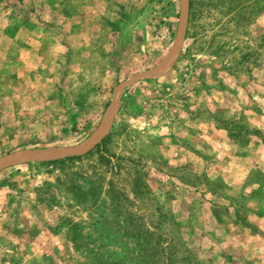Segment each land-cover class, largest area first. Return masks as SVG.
<instances>
[{
    "label": "rangeland",
    "instance_id": "obj_1",
    "mask_svg": "<svg viewBox=\"0 0 264 264\" xmlns=\"http://www.w3.org/2000/svg\"><path fill=\"white\" fill-rule=\"evenodd\" d=\"M192 3L0 0V264H264V0ZM104 125L94 224L27 164Z\"/></svg>",
    "mask_w": 264,
    "mask_h": 264
},
{
    "label": "trees",
    "instance_id": "obj_2",
    "mask_svg": "<svg viewBox=\"0 0 264 264\" xmlns=\"http://www.w3.org/2000/svg\"><path fill=\"white\" fill-rule=\"evenodd\" d=\"M192 0H189V23L194 16ZM193 10V11H192ZM112 140L111 134L105 136L100 143L95 145L94 149L78 156H68L61 159L42 161L35 164H27L34 167H45L47 174H54L56 185H60L64 189L66 199L76 204L83 205L93 214L94 224H105L107 219L103 217V212L99 215L101 195L103 185H101L102 168L112 172L113 177L121 173L122 167L118 162H112L114 155H111L109 145ZM104 169V170H105ZM104 171V172H107ZM4 183V182H2ZM139 186V185H138ZM108 194L111 201H116L114 208L120 202V198L124 196L123 192L115 190L112 182L108 183ZM37 192H40L37 190ZM40 200L44 202H52L55 197L52 194L43 191ZM102 206V205H101ZM116 211V215H120V211ZM97 215V216H96ZM96 216V217H95ZM127 222H132L130 216L126 217ZM70 240L74 245H80V235L76 231H71ZM77 247V246H76Z\"/></svg>",
    "mask_w": 264,
    "mask_h": 264
},
{
    "label": "bare ground",
    "instance_id": "obj_3",
    "mask_svg": "<svg viewBox=\"0 0 264 264\" xmlns=\"http://www.w3.org/2000/svg\"><path fill=\"white\" fill-rule=\"evenodd\" d=\"M185 1V0H184ZM186 7V6H185ZM106 126H107V124H106ZM105 125L102 127V129H101V131L98 133V134H96V136L89 142V143H87L86 145H84L83 146V148L82 149H80V152L82 153V152H84V151H86L88 148H90L92 145H94L102 136H103V134L105 133V131H106V127ZM78 148V147H77ZM80 153V154H81ZM20 156H22V155H20ZM34 156H36V155H34ZM9 157V156H8ZM38 157V156H37ZM52 158V157H51ZM23 159V158H22ZM22 159H20V158H5V159H3V160H1L0 161V169L1 168H4V167H7L8 165H10V164H13V163H18V162H21L22 161ZM34 160H35V158H33ZM29 160H32V159H29ZM25 161V160H24ZM23 162V161H22Z\"/></svg>",
    "mask_w": 264,
    "mask_h": 264
},
{
    "label": "water",
    "instance_id": "obj_4",
    "mask_svg": "<svg viewBox=\"0 0 264 264\" xmlns=\"http://www.w3.org/2000/svg\"><path fill=\"white\" fill-rule=\"evenodd\" d=\"M181 2H182V0H180V4H181ZM180 8H181V6H180ZM180 15H181V12H180ZM113 98H114V93H113L112 101H111V103L109 104V106L107 107V110L109 109V107H111V106L113 105V101H114ZM107 110H106L105 113H107ZM104 116H105V114H104ZM104 116H103V118H104ZM103 118H102V121H101L99 127L102 125V123H103V121H104ZM99 127H98V128H99ZM104 136H105V135H104ZM104 136H103L102 138H104ZM102 138H101V139H102ZM101 139H100V140H101ZM100 140H99L97 143H99ZM97 143H95L92 147H94ZM92 147H91V148H92ZM91 148L88 149L86 152H88L89 150H91ZM86 152H84V153H86ZM84 153H81V154H72V155H65V156H63V157L54 158V159H49V160H43V161L56 160V159H61V158L68 157V156H78V155H82V154H84ZM39 162H42V161H39ZM6 168H7V167H6ZM3 169H4V168H3ZM0 170H2V169H0Z\"/></svg>",
    "mask_w": 264,
    "mask_h": 264
},
{
    "label": "crops",
    "instance_id": "obj_5",
    "mask_svg": "<svg viewBox=\"0 0 264 264\" xmlns=\"http://www.w3.org/2000/svg\"><path fill=\"white\" fill-rule=\"evenodd\" d=\"M80 154V153H79Z\"/></svg>",
    "mask_w": 264,
    "mask_h": 264
}]
</instances>
